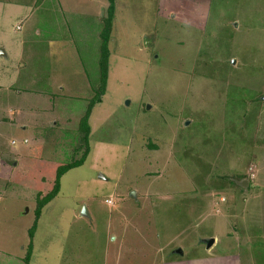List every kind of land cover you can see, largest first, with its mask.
Wrapping results in <instances>:
<instances>
[{
  "label": "rangeland",
  "instance_id": "374dc122",
  "mask_svg": "<svg viewBox=\"0 0 264 264\" xmlns=\"http://www.w3.org/2000/svg\"><path fill=\"white\" fill-rule=\"evenodd\" d=\"M0 86V264H264V0H0Z\"/></svg>",
  "mask_w": 264,
  "mask_h": 264
},
{
  "label": "trees",
  "instance_id": "16d2710c",
  "mask_svg": "<svg viewBox=\"0 0 264 264\" xmlns=\"http://www.w3.org/2000/svg\"><path fill=\"white\" fill-rule=\"evenodd\" d=\"M113 13H114V5L110 4L107 17L104 19L103 25H104V31L103 35H101L102 38V44H101V49H100V54L102 55L99 60V69L101 72V80L100 85L101 88H99L96 91V95L92 97L90 101L87 103V108L83 111V113L80 115L76 128H74L72 136V143L75 144V148L73 150V153L70 157L71 161H67L68 165H60L57 169L56 172V178L54 181V186L49 193L41 198H38L37 200V205H36V221L33 225V227L30 230V237L34 236L35 231L37 230L38 226V219L41 217L42 214V209L50 203L54 198H56L60 192L61 189V184L60 180L61 178L70 170L73 168H77L79 166H82L85 162L86 159L88 158L89 152H90V143H89V137L91 133V125H90V117L92 115V112L96 106V104L102 102V95L104 94V83L107 80V74H108V56H109V49H108V43L110 42V31L112 30V20H113ZM106 33V35H105ZM83 150V155L77 159L74 160L75 157H78ZM30 246H33V243L30 242ZM31 253V251H30ZM28 253L27 262H29L31 258V254Z\"/></svg>",
  "mask_w": 264,
  "mask_h": 264
},
{
  "label": "water",
  "instance_id": "95a60500",
  "mask_svg": "<svg viewBox=\"0 0 264 264\" xmlns=\"http://www.w3.org/2000/svg\"><path fill=\"white\" fill-rule=\"evenodd\" d=\"M233 63H235V61H233ZM237 185H239L241 187H247V181L246 180L238 181L237 182ZM133 196L136 197L135 194H133ZM81 216L83 218H89L91 216L90 213L88 212V209H87L86 206L83 207ZM201 241L204 243V244H202V246L206 247L207 249H210V247H212L216 243V239L213 238V237L203 238ZM175 252L177 254H180V255L182 254L181 249H178Z\"/></svg>",
  "mask_w": 264,
  "mask_h": 264
},
{
  "label": "crops",
  "instance_id": "0c3cea01",
  "mask_svg": "<svg viewBox=\"0 0 264 264\" xmlns=\"http://www.w3.org/2000/svg\"><path fill=\"white\" fill-rule=\"evenodd\" d=\"M0 87H1V86H0ZM14 89H15V88H14ZM0 93H1V92H0ZM101 179H103V178L101 177ZM208 238H210V237H208ZM216 243H217V242H216ZM216 243H215V244H216ZM200 244H201V242H200ZM215 244H214V245H215ZM214 245H213V246H214ZM213 246H212V247H213ZM203 247H204V246H203ZM178 249H179V248H176L175 251L178 250ZM210 249H211V248H210ZM210 249H207V248L204 247V250H210ZM175 251L171 254L172 256H173V255H177V256H181V257H179V258H185V257H183V251H182V249H181V251H182V254H181V255H180V254H177ZM177 256H174V257H177ZM171 259H173V258H171ZM189 259H190V258H186L185 260H189Z\"/></svg>",
  "mask_w": 264,
  "mask_h": 264
},
{
  "label": "clouds",
  "instance_id": "9594fccd",
  "mask_svg": "<svg viewBox=\"0 0 264 264\" xmlns=\"http://www.w3.org/2000/svg\"><path fill=\"white\" fill-rule=\"evenodd\" d=\"M110 202V201H109Z\"/></svg>",
  "mask_w": 264,
  "mask_h": 264
}]
</instances>
